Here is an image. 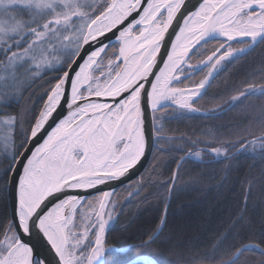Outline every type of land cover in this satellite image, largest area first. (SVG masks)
I'll list each match as a JSON object with an SVG mask.
<instances>
[{
	"label": "snow or ice",
	"instance_id": "obj_1",
	"mask_svg": "<svg viewBox=\"0 0 264 264\" xmlns=\"http://www.w3.org/2000/svg\"><path fill=\"white\" fill-rule=\"evenodd\" d=\"M257 48L264 52V0H0V264H264V216L247 214L252 179L244 207L202 250L150 251L189 159L225 163L250 151L264 163V57L232 85L228 108L248 120L234 139L208 133L212 143L189 140L185 151L165 136L168 120L200 113L215 77ZM153 147L184 152L158 185L164 212L138 242L109 244L124 207L115 182ZM158 169L150 165L128 197L154 184ZM132 249L147 251L130 260Z\"/></svg>",
	"mask_w": 264,
	"mask_h": 264
},
{
	"label": "trees",
	"instance_id": "obj_2",
	"mask_svg": "<svg viewBox=\"0 0 264 264\" xmlns=\"http://www.w3.org/2000/svg\"><path fill=\"white\" fill-rule=\"evenodd\" d=\"M262 57L264 52L257 48L243 60L228 66L226 71L215 77L207 95L199 101L198 106L209 114H187V117L170 119L166 123L165 136L175 138L176 143L185 151L188 150L189 140L212 143L208 133L222 139H234L231 135L234 126L244 127L248 120L244 118L242 108L229 110L226 102L233 94L232 85L248 78L247 74L259 66ZM200 78V73L194 77L196 80ZM35 87L38 90L33 101L40 107L42 90H39L38 84ZM25 103L26 101H21L22 105ZM218 105L224 108L223 112L218 110ZM213 109H217L215 114L212 113ZM205 146L200 143L193 150H201ZM183 155L184 152L171 155L155 153L146 169L150 170V165L158 164L160 174H153L155 183L149 185L139 197H128L129 191H135L134 182L139 177L116 190L120 203L124 206L123 215L119 218L120 230L109 233V244H134L156 228L165 208L164 189L158 185L168 179L176 168L175 161ZM225 163H231L229 171H225ZM225 163H218L209 155H204L202 160L189 159L184 163L181 178L177 181L180 190L174 192L168 201L167 226L163 230L162 242L153 245L150 251H163L165 258H169L171 251L182 246L199 247L202 250L214 235L226 227L229 219L244 207L242 189L246 187L248 179H252L256 187L248 200L247 214L256 220L264 216V190L260 184L264 163L250 151L240 153L234 160ZM141 175L147 178L146 171ZM125 225L126 228L123 227ZM145 251L147 250L132 249L127 259L132 260L138 253Z\"/></svg>",
	"mask_w": 264,
	"mask_h": 264
},
{
	"label": "water",
	"instance_id": "obj_3",
	"mask_svg": "<svg viewBox=\"0 0 264 264\" xmlns=\"http://www.w3.org/2000/svg\"><path fill=\"white\" fill-rule=\"evenodd\" d=\"M192 3H196V0H192ZM151 78V77H150ZM151 118L149 117V120ZM154 148L153 150L148 152L146 154V157L140 162V164H138L136 166V168L130 170V173L128 174L127 177H125L123 179L122 182H115V187L116 189H118L119 187L135 180L136 178H138L143 172L144 170L147 168V166L149 165L151 158L153 156V152H154ZM102 188H104L105 190H108L109 187H111V185L109 186H101ZM29 243H31L32 245H34L35 249L37 252L40 253H45L47 251V244L46 241L42 238V237H38V236H34Z\"/></svg>",
	"mask_w": 264,
	"mask_h": 264
},
{
	"label": "rangeland",
	"instance_id": "obj_4",
	"mask_svg": "<svg viewBox=\"0 0 264 264\" xmlns=\"http://www.w3.org/2000/svg\"><path fill=\"white\" fill-rule=\"evenodd\" d=\"M226 108H227V107H226ZM226 108H225V109H226ZM190 114H204V115H207V114H209V113L201 109V112H200V113H190ZM203 159H204V156H203ZM136 258H137V256L134 257L132 260H135Z\"/></svg>",
	"mask_w": 264,
	"mask_h": 264
}]
</instances>
